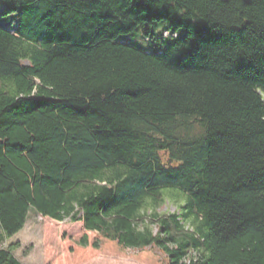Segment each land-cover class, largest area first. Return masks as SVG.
Instances as JSON below:
<instances>
[{
  "label": "trees",
  "instance_id": "16d2710c",
  "mask_svg": "<svg viewBox=\"0 0 264 264\" xmlns=\"http://www.w3.org/2000/svg\"><path fill=\"white\" fill-rule=\"evenodd\" d=\"M1 1L2 237L32 211L81 247L264 264V0ZM169 189L180 213H141Z\"/></svg>",
  "mask_w": 264,
  "mask_h": 264
},
{
  "label": "rangeland",
  "instance_id": "374dc122",
  "mask_svg": "<svg viewBox=\"0 0 264 264\" xmlns=\"http://www.w3.org/2000/svg\"><path fill=\"white\" fill-rule=\"evenodd\" d=\"M0 3H2L1 0ZM8 20L9 26L12 25L14 28L16 14H12ZM164 28L165 25L159 23L153 25L151 29L156 36H159ZM143 39L144 37H137L128 41H137L139 45L150 51L148 42ZM184 201V196L180 194V191L169 189L163 193L161 203L155 206L147 203L141 213L147 216L177 214L180 213ZM45 221L40 215L29 212L24 227L9 240L2 237L0 229V249L7 250L10 246L17 245L12 255L21 264H160L159 260L141 259L136 251L113 250L106 243L99 244L98 249H93L89 245L81 247L78 243L84 236L90 243L94 241V236L85 233L80 223L51 222L54 225H49Z\"/></svg>",
  "mask_w": 264,
  "mask_h": 264
},
{
  "label": "crops",
  "instance_id": "0c3cea01",
  "mask_svg": "<svg viewBox=\"0 0 264 264\" xmlns=\"http://www.w3.org/2000/svg\"><path fill=\"white\" fill-rule=\"evenodd\" d=\"M2 9H3V4L0 3V11ZM8 19H9V17H7V18H1L0 19V25L3 26V27H5V28H9L11 30H14L16 27L12 28V25L9 26V20Z\"/></svg>",
  "mask_w": 264,
  "mask_h": 264
},
{
  "label": "water",
  "instance_id": "95a60500",
  "mask_svg": "<svg viewBox=\"0 0 264 264\" xmlns=\"http://www.w3.org/2000/svg\"><path fill=\"white\" fill-rule=\"evenodd\" d=\"M245 3H248V1H247V0H245Z\"/></svg>",
  "mask_w": 264,
  "mask_h": 264
}]
</instances>
